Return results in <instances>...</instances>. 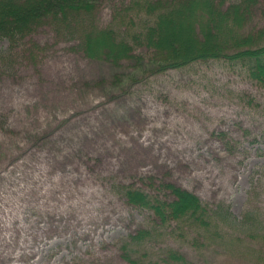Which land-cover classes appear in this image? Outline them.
<instances>
[{
    "label": "rangeland",
    "instance_id": "obj_1",
    "mask_svg": "<svg viewBox=\"0 0 264 264\" xmlns=\"http://www.w3.org/2000/svg\"><path fill=\"white\" fill-rule=\"evenodd\" d=\"M147 1L102 0L66 24L0 36V264H163L168 249L199 264H264V87L240 61L147 70L139 60L152 51L133 38L155 21ZM171 6L183 18L169 38L185 49L193 22ZM110 27L141 58H88L85 32ZM98 48L120 54L107 38ZM163 182L213 209L220 235L160 226L124 196L166 197ZM146 228L151 237L132 239Z\"/></svg>",
    "mask_w": 264,
    "mask_h": 264
},
{
    "label": "trees",
    "instance_id": "obj_2",
    "mask_svg": "<svg viewBox=\"0 0 264 264\" xmlns=\"http://www.w3.org/2000/svg\"><path fill=\"white\" fill-rule=\"evenodd\" d=\"M101 1L17 0L20 5H15V0H0V36L16 40L31 34L49 21L57 25L66 24L70 19L69 15L95 13ZM173 3L181 6L184 16L192 20V34L198 37L187 41L185 49H181L180 45L169 38L173 20L183 18L181 11L171 6ZM184 5L187 7H183ZM143 6L147 14L155 16V21L147 27L146 32H135L133 38L134 42L152 51L147 61L134 54L133 43L119 39L117 32L111 27L85 32L83 45L86 56L94 61L115 65L123 59L141 58L139 64L153 72L179 69L199 61H240L246 67L248 76L264 87V24L260 18L254 19L258 11L256 0H242L228 5L227 8L222 7L223 0H149ZM104 38L118 45L120 54L99 50L98 44ZM175 45L179 47V51L175 49ZM161 187L168 196H152L128 187L123 188V192L133 206L150 209L160 226L191 221L194 228L211 237L220 235L216 230L220 223L217 213L203 204L197 195L170 182H163ZM152 232L149 228L142 229L132 239L151 237ZM261 234L258 237L264 239V233ZM123 249L126 250V247ZM126 257L129 258L128 255ZM170 262L199 264L174 249H168L163 264Z\"/></svg>",
    "mask_w": 264,
    "mask_h": 264
}]
</instances>
